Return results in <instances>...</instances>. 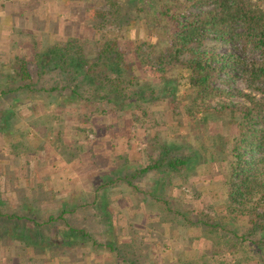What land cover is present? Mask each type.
Returning <instances> with one entry per match:
<instances>
[{"label": "rangeland", "instance_id": "obj_1", "mask_svg": "<svg viewBox=\"0 0 264 264\" xmlns=\"http://www.w3.org/2000/svg\"><path fill=\"white\" fill-rule=\"evenodd\" d=\"M97 1L0 0V23H3L0 26V90L17 84L14 83L17 78L14 67L16 60L21 58L26 62L30 80L38 89L28 98L9 95V100L0 99V120L5 113L10 117L14 114L11 118L17 120L9 130L0 122V210L30 216L38 224L22 220L0 222L6 229L1 228L6 234L3 239V232H0V264H41L44 260L54 264V260L49 259L59 256L56 239L62 233L66 234L67 227L84 232L80 235H90L101 243L111 244L114 249L134 245L142 254L154 252L155 260L161 259L162 264H264V245L257 253L253 243L264 239L262 233L252 232L245 219H223L225 214L221 204L224 203L225 188L222 173L226 169L212 170L201 157L178 174L162 168L144 172L132 181L135 189L116 182L95 190L102 179L129 174L160 159L164 148L175 149L179 153L176 155L190 152L183 148L188 142L179 137L187 130L189 121L184 115L185 100H173L167 95L148 100L142 105L146 107L147 115L137 122L110 108L99 116L97 109L105 108L99 107L101 103L89 106L70 99L61 105L62 96L54 98L52 93L40 90L55 84L64 85L55 69L48 68L38 75L39 61L51 56L48 54L55 41L77 38L85 55L94 58L96 47H100L105 38L93 28V12L107 9L105 4ZM144 19L149 20V16ZM144 21L136 24L133 31H122L119 43L123 40L131 47L135 38L156 44L160 26L149 32ZM106 29L117 30L113 25H107ZM108 37L113 36L108 34ZM205 47L220 53H234L246 60L259 58L258 51L251 47L243 49L238 44L209 40ZM137 72L141 81L147 79ZM236 75L232 88L244 90L245 82L241 75ZM215 85L221 86L220 83ZM143 95L150 96L148 89ZM52 98L55 103L49 102ZM218 100L232 103L239 101V97ZM171 109L175 114L170 112ZM94 110L96 113L91 116L95 118L82 122ZM60 111L63 113L59 114ZM46 115L56 117L55 120L64 119V122H57L53 125L55 130L48 133L46 130L37 132L33 124L40 123L42 119L38 117L45 118ZM31 122L34 123L30 125ZM70 126L79 132L78 144H73L74 138L64 132ZM58 130L64 133L61 141L56 140ZM208 131L214 132L215 126L209 124ZM23 136L28 139V148L18 147L15 151L13 145ZM65 143L72 149L66 150ZM88 143L93 144L92 148ZM81 144L83 146L79 147ZM199 154L203 156L202 152ZM64 208L67 213L63 220H49ZM201 217L207 223L210 218L214 219L210 222L219 221L220 228L215 231L202 226L196 222ZM30 235L42 237L38 240L41 246L32 243L38 238L35 236L30 241ZM130 236L141 240L129 244L126 237ZM42 246L49 249L42 251L41 256L39 248ZM231 248L234 254H231ZM206 251L204 259L199 257ZM69 257L70 262L71 255Z\"/></svg>", "mask_w": 264, "mask_h": 264}, {"label": "trees", "instance_id": "obj_2", "mask_svg": "<svg viewBox=\"0 0 264 264\" xmlns=\"http://www.w3.org/2000/svg\"><path fill=\"white\" fill-rule=\"evenodd\" d=\"M96 3L105 4L107 9L93 12V28L105 38L101 46L96 47L94 58L90 59L85 55L83 45L77 38L68 37L63 42L55 41L48 54L51 56L39 61L38 75L48 68L55 69L64 85L55 84L40 90L52 93L54 98L62 96L61 105L70 99L76 103H88L89 106L101 103L98 104L99 107L101 105L105 108L97 109L99 116L110 108L112 111L122 112L126 119L129 117L137 122L146 117L147 110L142 105L148 100H155L161 95L171 96L173 100H185L187 109L184 115L189 121L187 130L179 134V137L188 142L183 148L190 152L187 155H176L179 153L175 149L164 148L165 152L160 159L129 174L109 180L102 179L95 190L116 182H123L135 189L132 181L144 172L162 168L178 174L201 157L204 164L208 163L212 170L215 168L219 172L226 169L222 173L225 188V199L221 204L225 214L223 219H245L252 232L262 233L264 236V0H98ZM146 15L149 20L144 21ZM142 21L146 22L149 32L156 31L155 28L160 26L156 44H152L150 40L134 38L131 47L126 46L123 40L124 46H121L119 41L123 36L120 33L133 31L135 25ZM107 25H113L117 30H107ZM108 34L113 37H108ZM209 40L220 44H238L243 49L251 47L258 51L259 58L246 60L234 53L207 49L205 44ZM38 57L42 58L41 53ZM25 63L23 58L16 60L14 72L17 78L14 83L17 84L15 87L9 85L2 88L0 99L9 100V95L28 98L29 94L38 90L30 80ZM137 71L147 79L141 81ZM236 73L245 82L244 90L232 88V83L237 78ZM215 83H220L221 86ZM146 88L149 97L143 95ZM233 96H238L239 101L230 103L218 100ZM54 98L49 102L55 103ZM170 112L175 114L172 109ZM92 113H96L95 110L89 112L82 122L95 118L91 116ZM13 116L15 117L14 114L11 117ZM11 117L5 113L0 120L7 125V129L17 121ZM50 117H38L42 119L41 122L34 120L37 124L31 122L30 125L33 124V129L37 132L46 130L48 133L51 129L55 130L53 125L57 122H64V119L55 120L56 117ZM206 124L208 127L209 124L214 125L215 131L209 132L208 127L204 128ZM224 129L226 131L223 133ZM76 130L72 126L69 130H64L65 134L74 138L71 141L73 144H78L79 132ZM56 132V140L61 141L63 131ZM27 133L28 131L25 134ZM27 140L23 136L17 144H12L15 151L18 147L28 148ZM85 143L87 145V140ZM88 145L90 148L93 146L90 143ZM82 146L81 144L79 147ZM68 147V144L65 145L66 150L72 149ZM214 154L217 157L214 158ZM95 197L96 195L94 199ZM79 206L82 207L83 204ZM66 213L64 208L56 217H49V220H63ZM19 220L36 223L30 216L2 213L0 210V222ZM210 220L207 223L201 217L196 222L217 231L221 223ZM1 225L3 239L6 229ZM67 228L66 234L71 235L77 231L72 227ZM32 235L29 236L30 241L31 238H38L37 235ZM140 240L132 236L129 244ZM36 241L32 243L37 244ZM24 243L30 242L24 240ZM217 243L218 241L215 245ZM253 243L256 245V252L260 253L264 239H257ZM229 250L231 254L235 253L232 248ZM205 254L207 251L199 257L204 259Z\"/></svg>", "mask_w": 264, "mask_h": 264}, {"label": "crops", "instance_id": "obj_3", "mask_svg": "<svg viewBox=\"0 0 264 264\" xmlns=\"http://www.w3.org/2000/svg\"><path fill=\"white\" fill-rule=\"evenodd\" d=\"M2 24L3 23H0V26ZM77 231L71 235L62 233L58 236V239H56L58 241L56 249H58L59 256L57 258L52 257L49 261L54 260V264H162L161 259L158 258V261L155 260L154 252L147 251L142 254V251H138V248L134 245L127 246V249H114V247H111V244L106 242L101 243L97 238H92L90 235H88L89 237L86 234L80 235V232ZM139 238L140 237H138V239ZM42 239V237L38 238L40 241ZM128 239L131 241V237H126V240ZM37 244L40 243L37 241ZM39 246H41V244ZM46 248L48 247L42 246L39 248L40 255ZM69 255H71L72 258L70 262ZM186 260L185 262H188ZM164 263L165 262H163V264ZM41 264L49 263H45L44 260Z\"/></svg>", "mask_w": 264, "mask_h": 264}]
</instances>
